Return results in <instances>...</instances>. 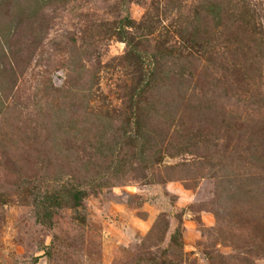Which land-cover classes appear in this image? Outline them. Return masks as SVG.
<instances>
[{"label":"rangeland","instance_id":"374dc122","mask_svg":"<svg viewBox=\"0 0 264 264\" xmlns=\"http://www.w3.org/2000/svg\"><path fill=\"white\" fill-rule=\"evenodd\" d=\"M0 264H264V0H0Z\"/></svg>","mask_w":264,"mask_h":264}]
</instances>
